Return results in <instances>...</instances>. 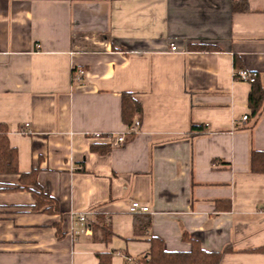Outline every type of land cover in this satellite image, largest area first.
<instances>
[{"label": "crops", "instance_id": "obj_1", "mask_svg": "<svg viewBox=\"0 0 264 264\" xmlns=\"http://www.w3.org/2000/svg\"><path fill=\"white\" fill-rule=\"evenodd\" d=\"M248 2L0 0V122L51 200L35 211L29 189H0V264H140L154 236L168 251L196 239L218 264H264V173L250 163L264 109L255 121L252 84L236 77L256 71L264 85V0ZM125 91L141 126L111 145L94 133L127 128ZM19 178L1 174L0 188ZM135 200L150 211L131 212ZM84 211L90 230L75 234Z\"/></svg>", "mask_w": 264, "mask_h": 264}, {"label": "trees", "instance_id": "obj_2", "mask_svg": "<svg viewBox=\"0 0 264 264\" xmlns=\"http://www.w3.org/2000/svg\"><path fill=\"white\" fill-rule=\"evenodd\" d=\"M234 10L247 11L249 10L248 0H235ZM217 46L210 43H191V50H211ZM252 88L249 93V108L251 115L256 121L264 109V85L257 75L254 82L251 83ZM143 113V107L139 100L132 92H123L121 101L122 120L126 125H131L134 117L138 115L140 118ZM201 128L194 124L192 128ZM251 170L255 173H264V151L253 149L250 156ZM37 168L30 172H21L18 166L17 150L10 143L8 129L3 124H0V175L1 174H19V182L16 185L2 186V190H23L29 189L35 198L33 210L43 208L49 200V195L41 190L37 181ZM225 203L226 209L231 207L230 200H222ZM146 225H149L148 219ZM104 238L107 240L111 236L109 227L102 228ZM185 238L187 237L184 234ZM99 264H112L111 253H99ZM221 257V252L207 251L203 249L196 239L192 241V247L189 251H168L165 249L163 242L158 237L151 238V249L148 257L142 259L140 264H218Z\"/></svg>", "mask_w": 264, "mask_h": 264}, {"label": "built area", "instance_id": "obj_3", "mask_svg": "<svg viewBox=\"0 0 264 264\" xmlns=\"http://www.w3.org/2000/svg\"><path fill=\"white\" fill-rule=\"evenodd\" d=\"M170 47L172 51H177V45L174 42H171ZM84 73H85V70L83 68L74 70V75L78 80L82 79ZM257 75H258V72L247 70V69H241L236 73L237 78L248 81L250 83L255 81V79L257 78ZM247 118H248V115L243 116L244 120H246ZM140 126H141V121L139 118H136L133 121V123L131 125H127V128L122 132H111L108 134H104L101 132H95L94 136L95 137H106L108 139L109 144L117 146V145H121L125 143L129 135H132L135 132H138L140 129ZM31 132L32 131L30 129L29 123H26L25 126L20 129V133L22 134H29ZM130 211L133 213L149 212L150 208L148 205L135 200L130 204ZM88 215H89L88 211L79 212V213L74 214L77 221L74 224V226L71 227V230L75 234L89 232L91 224L88 220Z\"/></svg>", "mask_w": 264, "mask_h": 264}]
</instances>
